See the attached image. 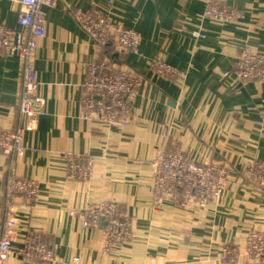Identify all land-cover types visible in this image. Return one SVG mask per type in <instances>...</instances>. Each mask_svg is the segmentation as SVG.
<instances>
[{
    "label": "crops",
    "instance_id": "1",
    "mask_svg": "<svg viewBox=\"0 0 264 264\" xmlns=\"http://www.w3.org/2000/svg\"><path fill=\"white\" fill-rule=\"evenodd\" d=\"M221 1L240 15L204 18L203 0H56L44 8L45 36L37 39L35 61L42 106L34 130L24 134L21 153L0 152V206L8 175L35 179L39 190L28 208L15 206L12 247L40 233L54 260L24 262L14 252L6 264H264L244 255L247 234L264 231V184L242 185L249 163L264 159V83L239 79L236 72L243 47L264 56V0ZM18 9L19 0H0V21L16 28ZM91 9L116 30L136 31V49L121 53L116 33L106 44L93 41L74 17ZM157 55L180 77L153 74ZM108 58L142 78L127 126L82 113L86 64ZM22 72L20 57L1 50L0 128L25 122ZM175 147L201 163L228 167V186L204 208L170 201L153 205L150 161ZM66 153L93 159L88 182L67 178ZM102 201L118 203L132 223L133 238L110 255L102 250V227H87L79 214ZM2 228L0 219V233ZM229 244L238 248L235 260L222 258Z\"/></svg>",
    "mask_w": 264,
    "mask_h": 264
},
{
    "label": "built area",
    "instance_id": "2",
    "mask_svg": "<svg viewBox=\"0 0 264 264\" xmlns=\"http://www.w3.org/2000/svg\"><path fill=\"white\" fill-rule=\"evenodd\" d=\"M202 17L231 20L239 11L224 5L221 0H203ZM56 0H19L15 20L16 28L0 21V51L17 54L23 62L20 112L26 118L16 129L0 128V152L9 154L24 149V134L34 130L42 100L39 97V80L35 67L37 59V39L45 36L46 12ZM76 22L96 43L103 45L116 33V47L121 53L136 49L139 35L129 28L115 29L109 18L93 9L77 11ZM200 35V34H198ZM155 75L174 79L180 72L167 64L160 56L152 60ZM236 72L239 79L256 80L264 83V56L243 47L236 59ZM142 78L131 69L110 58L86 64L82 113L86 119L102 121L112 125L127 126L131 118V102ZM264 122V111L260 113ZM168 128L165 131L167 134ZM69 180L88 182L92 176L93 159L88 155L66 153ZM153 169L154 207L170 201L181 206L196 205L204 208L216 200L228 185V167L219 161L201 163L196 157L187 155L179 147L158 151L151 159ZM243 185L264 184V159L249 163ZM39 184L33 178L10 174L4 184V202L0 206V219L3 228L0 233V264H6L14 253L24 262L50 263L54 260L50 244L40 233L28 234L22 245L14 250L15 206L28 208L29 200L38 194ZM16 198H20L19 204ZM87 227H102L104 240L102 250L110 255L117 245L133 238L131 220L118 203L102 201L88 204L79 213ZM238 248L229 244L223 248L222 258L235 260ZM244 255L247 259H264V231L252 230L245 239Z\"/></svg>",
    "mask_w": 264,
    "mask_h": 264
},
{
    "label": "rangeland",
    "instance_id": "3",
    "mask_svg": "<svg viewBox=\"0 0 264 264\" xmlns=\"http://www.w3.org/2000/svg\"><path fill=\"white\" fill-rule=\"evenodd\" d=\"M228 183H229V181H228ZM242 185H243V183H242ZM227 186H228V185H227ZM243 186H245V185H243ZM221 194H222V193H221ZM219 197H220V196H219ZM219 197H218V198H219ZM194 206H196V205H194ZM197 207H198V206H197Z\"/></svg>",
    "mask_w": 264,
    "mask_h": 264
}]
</instances>
